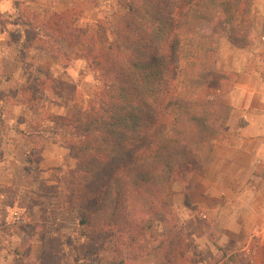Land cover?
<instances>
[{
  "label": "trees",
  "instance_id": "16d2710c",
  "mask_svg": "<svg viewBox=\"0 0 264 264\" xmlns=\"http://www.w3.org/2000/svg\"><path fill=\"white\" fill-rule=\"evenodd\" d=\"M253 1L117 0L122 13L109 27L110 42H93L100 45L101 91L72 116L53 120L65 129L70 157L77 161L76 189L68 200L80 212V224L92 217L95 230L110 226L119 241L128 237L127 253H147L131 233L151 227V213L170 184L204 171L211 137L230 114L223 102L230 73H218V94L208 93L209 60L220 35L205 33L204 25H227L230 45L249 49ZM39 30L55 58L52 30ZM4 126L0 106V131ZM20 134L30 142L45 135ZM172 239L158 264H189L188 246L179 235ZM108 264L124 262L111 258Z\"/></svg>",
  "mask_w": 264,
  "mask_h": 264
},
{
  "label": "rangeland",
  "instance_id": "374dc122",
  "mask_svg": "<svg viewBox=\"0 0 264 264\" xmlns=\"http://www.w3.org/2000/svg\"><path fill=\"white\" fill-rule=\"evenodd\" d=\"M9 2L11 8L8 5L7 10L0 11L3 14L0 25L6 29L7 36L6 39L2 38V34L0 36V70H7L14 62L19 72V84L6 96L1 94L0 103L7 106L3 108L5 119L9 115L10 105L19 103L28 107L34 114L31 124L39 129L38 133H45L43 137H34L33 143L28 141L31 151L26 156L27 169L25 172L17 171L15 176L20 184L34 186V181L40 176L36 173L34 176L32 170L36 171V164L41 160L44 148L52 147L51 153L58 159V166L44 178L56 185L42 183L45 179L39 183L42 184L41 194L47 198L58 197L59 207H64L68 212V215L64 212L57 227L60 230L59 239H49L51 244H61L58 254L65 256L64 264H74L73 259L82 258L94 261L92 264H108L111 258L123 261L124 264H158L164 256V248L177 235L188 246L189 264H264V233L260 229L264 228V224L262 220L240 216L241 213L239 217L230 219V174L221 173L225 170H210V156L203 166V172L191 173L185 183L169 185L151 213V227L131 233L136 237L138 247L146 245L145 255L127 253L125 248L129 243L128 237L125 241H119L120 237L114 227L95 230L92 217H88L91 220L89 224H80V212L71 209L68 200L76 189L77 161L70 157L65 129L53 120L72 116L101 91L103 73L96 59L99 57L100 45L96 46L93 42H110L109 27L122 12L117 0ZM13 10L18 14L16 20L11 16ZM40 28L52 30L50 32L56 38L54 45L59 50L55 58L47 51ZM203 29L205 33L220 35V39H227L229 30L227 25L218 21L205 24ZM1 55L8 57L3 59ZM52 64L53 70H49ZM214 69L210 68L211 72ZM1 78L0 83L7 82L6 78ZM217 79L218 73L213 71L208 87L215 85ZM212 90L209 88L211 93L208 91L210 98L218 94L213 95ZM224 124L220 133L211 137L212 141L221 136ZM16 128L12 124L6 131L4 126L0 131V139L13 142L12 133ZM40 148H43L41 152ZM203 177L210 182V194L220 196L216 198L202 194L205 187L201 185L200 178ZM215 182L221 184L217 186ZM248 185V188H235V191L241 192V200L249 197L248 194L244 195V190L258 191L259 185L254 179L249 180ZM117 248L121 249L120 254L114 255ZM36 253L30 251V244L17 246L13 252L17 264H41L40 259L43 258L33 255ZM67 256L72 258V262L68 261ZM126 258H130L131 263L129 259L126 262Z\"/></svg>",
  "mask_w": 264,
  "mask_h": 264
},
{
  "label": "crops",
  "instance_id": "0c3cea01",
  "mask_svg": "<svg viewBox=\"0 0 264 264\" xmlns=\"http://www.w3.org/2000/svg\"><path fill=\"white\" fill-rule=\"evenodd\" d=\"M7 1L11 8L9 0ZM2 15L1 12L0 18ZM17 15L16 11L11 12L13 20H16ZM250 16L254 31L253 45L249 49H236L226 38H222L209 60L210 68L216 69L213 71L231 74L230 90L223 97L224 104L230 108V114L221 136L212 141L209 162L212 166L210 170H225L221 173L230 174V219L239 217L238 214L241 213L240 216L262 220L264 224V0L253 1ZM0 27V36L2 34V38L6 39V29L3 25ZM7 57L8 55H1L3 59ZM53 65L49 70H53ZM4 71L0 70V76L3 80L6 78L7 82L0 83V95L6 96L19 84V72L14 62ZM215 83L209 87L210 90L213 89V95L218 92L217 80ZM2 104L4 103H0L2 108H7ZM8 108L7 119L4 116L6 131L12 124L17 128L12 130L13 133L10 131L14 136L13 142L0 139V264H17L18 260L13 252L17 246L25 244H30V251L37 252L33 255L42 256L41 264H64L65 256L58 254L61 244H51L49 239H59L60 230L57 227L66 211L64 207H59L58 197L47 198L41 194L42 184L39 183L45 179L42 183L56 185L44 177L58 166V159L52 155V147L46 146L41 160L36 164V171L32 170L34 176L35 173L40 176L37 180H32L34 186L18 182L16 172H25L28 166L26 156L31 151L28 140L20 132L29 135L38 133L39 129L31 124L34 114L28 107L14 103ZM14 121L16 122L13 123ZM204 177L200 178L201 185L205 187L202 194L216 198L220 196L210 194V182ZM253 179L259 185L258 191L244 190V195L248 194L249 197L241 200L242 194L239 190L235 191V188H248V181ZM215 183L217 186L221 184ZM257 228L259 229V225ZM260 229L264 233V228ZM67 258L72 262L71 257ZM93 262L84 258L73 259L74 264Z\"/></svg>",
  "mask_w": 264,
  "mask_h": 264
},
{
  "label": "clouds",
  "instance_id": "9594fccd",
  "mask_svg": "<svg viewBox=\"0 0 264 264\" xmlns=\"http://www.w3.org/2000/svg\"><path fill=\"white\" fill-rule=\"evenodd\" d=\"M8 4L7 0H0V11L7 10Z\"/></svg>",
  "mask_w": 264,
  "mask_h": 264
}]
</instances>
